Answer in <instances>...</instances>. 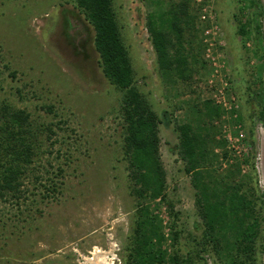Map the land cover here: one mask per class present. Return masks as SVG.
I'll return each mask as SVG.
<instances>
[{"label":"rangeland","instance_id":"374dc122","mask_svg":"<svg viewBox=\"0 0 264 264\" xmlns=\"http://www.w3.org/2000/svg\"><path fill=\"white\" fill-rule=\"evenodd\" d=\"M112 1L136 85L170 121L158 130L167 192L180 214L176 226L166 204L147 203L160 220L168 254L194 252L205 228L179 156L177 127L197 123L204 102L222 111L206 119L215 136L212 175L226 177L232 169L242 181L253 173L243 160L252 157L255 187L264 193V126L258 120L264 37L256 43L254 36L264 8L259 0ZM181 6L189 22V79L159 71L146 27L148 15ZM248 22L250 32L243 36L240 25ZM94 38L76 0H0V106L31 115L35 152L21 193L0 201V264H92L96 249L108 264L128 260L138 204L123 151V94L105 77ZM172 230L180 233L177 245ZM205 257L208 264H223L213 251ZM258 258L264 264V253Z\"/></svg>","mask_w":264,"mask_h":264},{"label":"trees","instance_id":"16d2710c","mask_svg":"<svg viewBox=\"0 0 264 264\" xmlns=\"http://www.w3.org/2000/svg\"><path fill=\"white\" fill-rule=\"evenodd\" d=\"M76 2L94 28V44L105 77L123 94V151L131 179L130 194L138 204L125 264H208L205 254L212 251L223 264H259L258 256L264 253V193H258L255 187L259 185L256 165L250 164L252 157L243 160L252 167L253 173L242 181L236 178L232 169L226 177L212 175L210 168L214 154L210 144L214 143L215 136L211 132L212 122L207 123L206 119L219 118L222 111L211 101L204 102L203 109L198 110L197 123L187 122L177 127L179 156L184 162L185 173L191 177L196 205L204 222L202 242L194 252L187 254L179 253L178 249L168 254L164 249L167 239L150 203L166 204L172 218L171 226H176L180 214L167 192L158 130L159 124H169V118L161 119L136 85L135 70L122 38L113 1ZM251 4L254 8L256 2ZM258 4L263 8L260 0ZM183 9L150 14L146 27L159 71L189 79L185 76L189 69L185 46L189 22L185 19L187 10ZM250 27L251 22L240 25L241 35H248ZM254 29L257 43V38L263 37L262 25ZM262 45L264 48V42ZM255 52L260 53L257 48ZM260 57H264V49ZM30 119L31 115L24 110L0 106V149L6 152H0V201L21 193V179L33 162L35 152L29 131ZM258 120L264 126V106L260 107ZM223 155L228 157L227 153ZM179 236V232L172 230L174 245Z\"/></svg>","mask_w":264,"mask_h":264},{"label":"bare ground","instance_id":"6f19581e","mask_svg":"<svg viewBox=\"0 0 264 264\" xmlns=\"http://www.w3.org/2000/svg\"><path fill=\"white\" fill-rule=\"evenodd\" d=\"M104 254L99 249H96V251L94 252V256L95 257H94V259H91L90 262L92 264H108L106 262V260H105V255Z\"/></svg>","mask_w":264,"mask_h":264},{"label":"flooded vegetation","instance_id":"af4514ba","mask_svg":"<svg viewBox=\"0 0 264 264\" xmlns=\"http://www.w3.org/2000/svg\"><path fill=\"white\" fill-rule=\"evenodd\" d=\"M262 5H263V8H264V0H262ZM262 32H263V37H264V23L262 24ZM264 136H263V140L261 141V145L263 146L264 144Z\"/></svg>","mask_w":264,"mask_h":264},{"label":"water","instance_id":"95a60500","mask_svg":"<svg viewBox=\"0 0 264 264\" xmlns=\"http://www.w3.org/2000/svg\"><path fill=\"white\" fill-rule=\"evenodd\" d=\"M262 160H263V164H264V146L262 148ZM261 164H262V162H261Z\"/></svg>","mask_w":264,"mask_h":264},{"label":"built area","instance_id":"2783aa9c","mask_svg":"<svg viewBox=\"0 0 264 264\" xmlns=\"http://www.w3.org/2000/svg\"><path fill=\"white\" fill-rule=\"evenodd\" d=\"M240 137H243V135H242V134H240Z\"/></svg>","mask_w":264,"mask_h":264}]
</instances>
